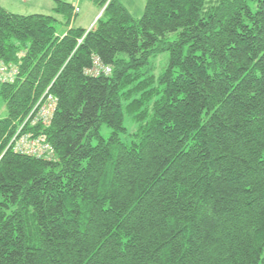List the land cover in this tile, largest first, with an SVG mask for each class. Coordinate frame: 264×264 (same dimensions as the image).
Here are the masks:
<instances>
[{
  "label": "trees",
  "instance_id": "16d2710c",
  "mask_svg": "<svg viewBox=\"0 0 264 264\" xmlns=\"http://www.w3.org/2000/svg\"><path fill=\"white\" fill-rule=\"evenodd\" d=\"M145 1L0 5V264H264V0Z\"/></svg>",
  "mask_w": 264,
  "mask_h": 264
},
{
  "label": "rangeland",
  "instance_id": "374dc122",
  "mask_svg": "<svg viewBox=\"0 0 264 264\" xmlns=\"http://www.w3.org/2000/svg\"><path fill=\"white\" fill-rule=\"evenodd\" d=\"M24 1L25 0H9V2L5 4L6 9L14 12L15 14L24 16H29L38 13L45 15L53 14V10L50 7L52 5L51 0H27V4H25ZM76 1L77 0H75V5H77ZM120 2H122L129 9L132 16L136 20H140L143 17L146 6L145 0H120ZM78 3L80 7V13L76 17V19L70 22L69 24L64 21V17L58 16V19L61 20V23L58 24V32L60 35H64L71 27L91 30L96 25L97 21L103 16L104 11L106 10V7L103 9L98 8L96 5H94L93 2H91V0H80ZM42 10H45L47 13H41ZM169 62V53H164L157 59L153 60L155 74L159 76L168 66ZM7 116V106L3 101H1L0 120L5 119ZM126 125L130 129L131 133L135 130V125L132 124L129 120H127ZM102 134L105 138H108L111 134V130L105 127L103 129Z\"/></svg>",
  "mask_w": 264,
  "mask_h": 264
},
{
  "label": "built area",
  "instance_id": "2783aa9c",
  "mask_svg": "<svg viewBox=\"0 0 264 264\" xmlns=\"http://www.w3.org/2000/svg\"><path fill=\"white\" fill-rule=\"evenodd\" d=\"M79 1L80 0H77L76 1L77 5L74 6L75 15L76 14L78 15L80 13V7L78 3ZM1 71H2V68H0V72ZM103 71L106 74L111 73L110 68H104ZM89 73L93 76H98L101 72L99 68H96L94 69V71H91ZM55 107H56V100H54V98L49 97L44 104L42 103V100H41L37 105V108H38L37 118L41 119L44 125L48 126L52 119V115L55 111ZM9 147L12 148L16 153L29 154V155H33L37 157H43L47 155L50 156L53 153V149L51 145L47 142L45 137L34 138L30 134H23L22 128L19 129L17 134L14 136Z\"/></svg>",
  "mask_w": 264,
  "mask_h": 264
},
{
  "label": "crops",
  "instance_id": "0c3cea01",
  "mask_svg": "<svg viewBox=\"0 0 264 264\" xmlns=\"http://www.w3.org/2000/svg\"><path fill=\"white\" fill-rule=\"evenodd\" d=\"M28 1H30V0H28ZM58 1H63V2H67V3H69V4H72L73 6L75 5V0H51V3H52V5L50 6L51 7V9L54 11V9H55V7H56V5H57V2ZM9 2V0H5V2H4V0H1V2H0V5L2 6V4H3V8H5L6 9V6H5V4L6 3H8ZM84 2V1H83ZM82 2V3H83ZM24 3L25 4H27V0H25L24 1ZM7 10V9H6ZM7 11H9V12H11V13H14V12H12V11H10V10H7ZM41 13H47L45 10H42V12ZM15 14V13H14ZM39 14V13H38ZM34 15V14H33ZM45 15V14H44Z\"/></svg>",
  "mask_w": 264,
  "mask_h": 264
}]
</instances>
